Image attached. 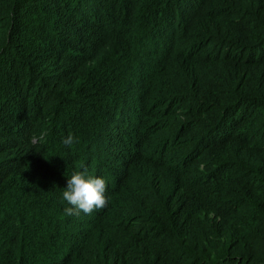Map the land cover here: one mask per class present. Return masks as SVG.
Returning <instances> with one entry per match:
<instances>
[{
	"label": "trees",
	"instance_id": "trees-1",
	"mask_svg": "<svg viewBox=\"0 0 264 264\" xmlns=\"http://www.w3.org/2000/svg\"><path fill=\"white\" fill-rule=\"evenodd\" d=\"M0 264H264V0H0Z\"/></svg>",
	"mask_w": 264,
	"mask_h": 264
},
{
	"label": "clouds",
	"instance_id": "clouds-1",
	"mask_svg": "<svg viewBox=\"0 0 264 264\" xmlns=\"http://www.w3.org/2000/svg\"><path fill=\"white\" fill-rule=\"evenodd\" d=\"M43 134L36 138L35 142H42ZM62 143L71 147L78 140L70 133L63 138ZM83 171H75L67 179V185L62 193L63 201L70 207L65 209L67 215L91 214L108 205V198L105 193L108 185L102 176H89L87 169L81 165Z\"/></svg>",
	"mask_w": 264,
	"mask_h": 264
}]
</instances>
